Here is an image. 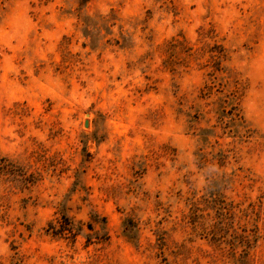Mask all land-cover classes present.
<instances>
[{
	"label": "rangeland",
	"instance_id": "1",
	"mask_svg": "<svg viewBox=\"0 0 264 264\" xmlns=\"http://www.w3.org/2000/svg\"><path fill=\"white\" fill-rule=\"evenodd\" d=\"M0 264H264V0H0Z\"/></svg>",
	"mask_w": 264,
	"mask_h": 264
},
{
	"label": "water",
	"instance_id": "2",
	"mask_svg": "<svg viewBox=\"0 0 264 264\" xmlns=\"http://www.w3.org/2000/svg\"><path fill=\"white\" fill-rule=\"evenodd\" d=\"M86 125H88V122H87V124Z\"/></svg>",
	"mask_w": 264,
	"mask_h": 264
}]
</instances>
